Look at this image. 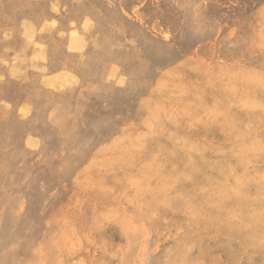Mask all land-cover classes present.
<instances>
[{
	"label": "rangeland",
	"instance_id": "1",
	"mask_svg": "<svg viewBox=\"0 0 264 264\" xmlns=\"http://www.w3.org/2000/svg\"><path fill=\"white\" fill-rule=\"evenodd\" d=\"M0 264H264V0H0Z\"/></svg>",
	"mask_w": 264,
	"mask_h": 264
},
{
	"label": "bare ground",
	"instance_id": "2",
	"mask_svg": "<svg viewBox=\"0 0 264 264\" xmlns=\"http://www.w3.org/2000/svg\"><path fill=\"white\" fill-rule=\"evenodd\" d=\"M216 191V190H215Z\"/></svg>",
	"mask_w": 264,
	"mask_h": 264
}]
</instances>
